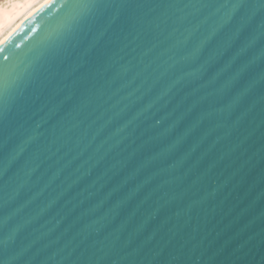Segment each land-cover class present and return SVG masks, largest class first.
Returning <instances> with one entry per match:
<instances>
[{
	"label": "water",
	"instance_id": "1",
	"mask_svg": "<svg viewBox=\"0 0 264 264\" xmlns=\"http://www.w3.org/2000/svg\"><path fill=\"white\" fill-rule=\"evenodd\" d=\"M62 2L0 46V145L38 157L0 261L264 264V48L220 114L168 69L160 0H105L68 58Z\"/></svg>",
	"mask_w": 264,
	"mask_h": 264
},
{
	"label": "snow or ice",
	"instance_id": "2",
	"mask_svg": "<svg viewBox=\"0 0 264 264\" xmlns=\"http://www.w3.org/2000/svg\"><path fill=\"white\" fill-rule=\"evenodd\" d=\"M15 2L0 0L7 4ZM26 2L39 3V0ZM55 3L56 0H43L37 11L50 9ZM108 7L105 0H63L60 4L65 10L62 34L68 37L69 44L65 58L74 54L82 42L83 26L89 17ZM152 10L162 11L172 21L168 61H165L168 69L179 72L180 80L198 85L194 93L203 92L200 101L208 103L213 111H216L215 104L223 105L218 110L220 114L230 111L243 95V92L234 94V89L250 68L249 52L258 44L264 48V0H160ZM9 39L10 36H5L0 43H7ZM80 67L83 65L78 64L73 71ZM27 143L17 145L10 152L6 144L0 145V210L8 201L23 195L28 189L27 181L36 171L38 157L24 155ZM179 143L180 139L169 150ZM16 234L0 240V252L7 253L15 243Z\"/></svg>",
	"mask_w": 264,
	"mask_h": 264
},
{
	"label": "bare ground",
	"instance_id": "3",
	"mask_svg": "<svg viewBox=\"0 0 264 264\" xmlns=\"http://www.w3.org/2000/svg\"><path fill=\"white\" fill-rule=\"evenodd\" d=\"M39 3H28L26 0H17L12 4L0 3V40L5 36H12L31 16L39 9ZM3 43H0V46Z\"/></svg>",
	"mask_w": 264,
	"mask_h": 264
}]
</instances>
